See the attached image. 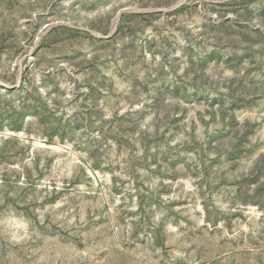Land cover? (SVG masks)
Here are the masks:
<instances>
[{
  "label": "rangeland",
  "instance_id": "1",
  "mask_svg": "<svg viewBox=\"0 0 264 264\" xmlns=\"http://www.w3.org/2000/svg\"><path fill=\"white\" fill-rule=\"evenodd\" d=\"M0 264H264V0H0Z\"/></svg>",
  "mask_w": 264,
  "mask_h": 264
}]
</instances>
